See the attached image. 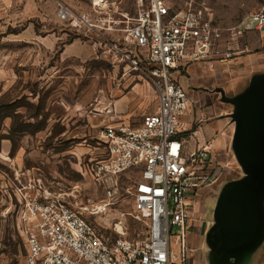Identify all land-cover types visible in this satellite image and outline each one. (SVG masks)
<instances>
[{
  "label": "rangeland",
  "instance_id": "rangeland-1",
  "mask_svg": "<svg viewBox=\"0 0 264 264\" xmlns=\"http://www.w3.org/2000/svg\"><path fill=\"white\" fill-rule=\"evenodd\" d=\"M92 1L0 0V264H23L25 234L33 222L28 204L38 196L40 182L50 192L65 195L72 209L110 242H142L149 234L145 220H139L134 209L137 171L118 175L109 184H98L85 173V168L105 158L99 138L106 125L124 122L137 127L157 105L152 88L129 77L138 73L115 67L94 47L91 37L73 31L58 18L60 4L88 12ZM108 1L130 18L135 16L136 0ZM166 1L172 11L188 2L205 7L213 24L223 29L237 26L261 4L259 0ZM240 42L247 49L242 56L257 55L264 63V34L251 33ZM246 67L235 58L213 68L194 66L179 76L196 103L182 120L184 126L189 125L185 136L195 144H213L218 150L213 152L212 167L220 179L188 199V211L195 221L186 227V243L195 259H204L205 253L203 240L196 241L199 226L207 233L222 186L240 176L231 152L232 126L214 140L204 130L228 120L222 117L230 109L214 91L222 88L228 96L235 95L254 73L264 72L250 74L244 72ZM193 70L221 86L197 87L190 77L195 75ZM133 88L146 94L132 98L129 92ZM210 113H220L221 118L211 119ZM179 234L177 228L172 230L173 255L179 252Z\"/></svg>",
  "mask_w": 264,
  "mask_h": 264
},
{
  "label": "built area",
  "instance_id": "built-area-1",
  "mask_svg": "<svg viewBox=\"0 0 264 264\" xmlns=\"http://www.w3.org/2000/svg\"><path fill=\"white\" fill-rule=\"evenodd\" d=\"M259 1L257 10L230 29L215 26L208 9L189 2L172 11L166 0H136L133 18L108 0H93L88 12L59 5L62 23L91 37L115 67L138 73L129 77L144 81L156 96L155 112L139 126L122 122L102 129L99 146L105 158L85 168L98 184L138 172L134 209L149 234L142 242H110L72 209L65 195L40 182L38 196L28 204L33 222L25 234L23 264H188L192 250L186 227L195 221L188 199L217 182L220 174L212 167L210 145L185 136L189 127L182 120L196 103L179 76L194 66L213 68L245 54L241 38L264 34V0ZM174 228L180 233L177 255L170 250Z\"/></svg>",
  "mask_w": 264,
  "mask_h": 264
},
{
  "label": "water",
  "instance_id": "water-1",
  "mask_svg": "<svg viewBox=\"0 0 264 264\" xmlns=\"http://www.w3.org/2000/svg\"><path fill=\"white\" fill-rule=\"evenodd\" d=\"M233 128L231 152L240 176L222 186L205 235L209 264H243L264 244V72L254 73L243 89L228 96ZM209 159V156L206 158Z\"/></svg>",
  "mask_w": 264,
  "mask_h": 264
},
{
  "label": "crops",
  "instance_id": "crops-1",
  "mask_svg": "<svg viewBox=\"0 0 264 264\" xmlns=\"http://www.w3.org/2000/svg\"><path fill=\"white\" fill-rule=\"evenodd\" d=\"M236 60L238 61V63H242L244 66H247L244 69V72H248L251 74L255 70L264 71V63H263V61H261V58L258 57L257 55H255V56H240L239 58H236ZM193 71L195 72V75L190 76V77L192 78V82L195 83V85H197V87L202 86L203 84H208V83L210 85H212L213 87L214 86H221L220 84L212 83L209 79L205 78V75H201V76L198 75L197 70H193ZM203 77L205 78L204 80H202ZM193 85L194 84H192V86ZM145 90L147 91L146 87H145ZM146 91H143V94H142L141 90H138V88H133V91L129 92V95H131L132 98L137 96V95L144 96V94H146ZM209 116L211 117V119H214V118L220 119L221 118V117H218V116H220V113H218L216 116H214L213 114L210 113ZM223 118L225 119V117H222V119ZM192 120H193V117H192ZM227 122H228V120H227ZM227 122L225 121V123L219 127L215 124H210L209 128L207 127L204 130L206 131V134L212 140H214L215 138H218L220 136V134H223L225 132V130L229 127V124ZM188 127H189V125H188ZM210 148H211L212 152L217 153L218 150H216V147H214L213 144L212 145L210 144ZM204 190L207 191L208 189L206 188ZM204 190H202V191H204ZM202 191H200V192H202ZM192 197L196 198L197 196H192ZM202 228H203V226H201V227L199 226V231L197 233L198 239H196V241H197V243H199L201 240H203L202 244H203L204 251H205L204 259H201L200 257L198 259H195V258H193L192 253H190V255L187 259L188 264H209V262L206 259V254H207V248H206V242H205L206 229L205 228L202 229ZM198 248L193 249V251L196 252L198 250ZM263 259H264V244L248 260H245L243 262V264H264Z\"/></svg>",
  "mask_w": 264,
  "mask_h": 264
},
{
  "label": "bare ground",
  "instance_id": "bare-ground-1",
  "mask_svg": "<svg viewBox=\"0 0 264 264\" xmlns=\"http://www.w3.org/2000/svg\"><path fill=\"white\" fill-rule=\"evenodd\" d=\"M120 228V227H119Z\"/></svg>",
  "mask_w": 264,
  "mask_h": 264
}]
</instances>
